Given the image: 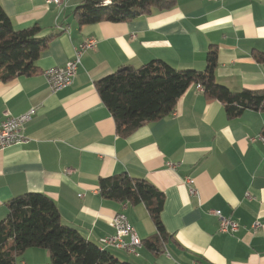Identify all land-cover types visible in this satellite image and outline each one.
I'll return each mask as SVG.
<instances>
[{
	"label": "crops",
	"instance_id": "obj_1",
	"mask_svg": "<svg viewBox=\"0 0 264 264\" xmlns=\"http://www.w3.org/2000/svg\"><path fill=\"white\" fill-rule=\"evenodd\" d=\"M48 1L0 0L17 31L38 25L39 38L50 39L34 75L0 79V124L6 113L36 111L25 130L29 142L0 151V222L11 200L38 193L56 204L65 227L99 247L114 235L115 215L124 214L142 245L134 255L112 251L121 262L264 264V113L229 119L221 102L192 85L170 116L122 138L97 89L120 69L153 61L204 72L216 48L217 83L232 92L264 91V63L256 59L264 53V0H177L171 10L87 26L75 16L86 0ZM89 39L97 46L83 54L73 84L52 92L44 72L65 67ZM121 174L164 193L161 253L148 244L158 231L144 205L101 196L100 180ZM211 211L237 222L239 232L219 234ZM17 263L51 264V255L32 248Z\"/></svg>",
	"mask_w": 264,
	"mask_h": 264
},
{
	"label": "trees",
	"instance_id": "obj_2",
	"mask_svg": "<svg viewBox=\"0 0 264 264\" xmlns=\"http://www.w3.org/2000/svg\"><path fill=\"white\" fill-rule=\"evenodd\" d=\"M177 0H86L75 11L80 26L100 22L123 23L153 11L173 9ZM38 25L17 31L0 4V79L4 82L37 72L36 63L50 39L39 38ZM264 63V53L256 55ZM218 50L207 54L204 72L178 71L164 62L153 61L139 69L122 68L97 83L103 103L112 114L117 134L128 138L151 122L170 116L179 99L192 86L201 84L209 99L221 102L229 119L239 118L246 110L264 113V91L232 92L216 81ZM264 138V129L262 132ZM100 194L104 199L144 205L158 234L149 242L158 246L166 240L162 212L165 195L153 184L133 179L127 174L101 179ZM9 215L0 222V264H18L17 259L28 249L50 252L51 264H131L119 261L109 250L86 241L77 231L65 227L56 204L46 195L29 193L7 204Z\"/></svg>",
	"mask_w": 264,
	"mask_h": 264
},
{
	"label": "built area",
	"instance_id": "obj_3",
	"mask_svg": "<svg viewBox=\"0 0 264 264\" xmlns=\"http://www.w3.org/2000/svg\"><path fill=\"white\" fill-rule=\"evenodd\" d=\"M68 0H49L48 3L56 5L65 4ZM112 0H104V4L111 3ZM97 42L94 39L85 41L76 51L74 59L69 61L63 68L50 69L44 72V77L52 92L60 91L71 86L77 76L81 65L82 56L87 51L95 50ZM197 91L204 93V88L201 84L196 85ZM36 111L33 109L28 113L13 117L10 113L5 114V120L0 124V151L7 148L27 144L29 140L25 135L27 125L33 120ZM176 168L177 165H171ZM70 174V172H68ZM188 183L193 185V181ZM190 194L197 196L195 188L190 189ZM211 214L219 219L218 233L221 235H235L240 230V225L231 218L225 217L221 211H211ZM113 227L115 233L112 236L104 237L99 240L101 250L109 251H124L134 255L142 245V240L137 234L135 228L130 224L128 218L118 213L113 218ZM260 227L258 223L254 226L257 230ZM192 264H201L194 262Z\"/></svg>",
	"mask_w": 264,
	"mask_h": 264
}]
</instances>
